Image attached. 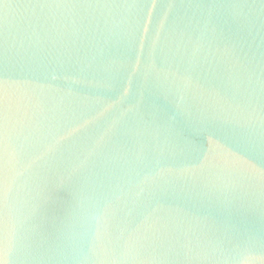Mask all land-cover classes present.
<instances>
[{
  "label": "water",
  "instance_id": "1",
  "mask_svg": "<svg viewBox=\"0 0 264 264\" xmlns=\"http://www.w3.org/2000/svg\"><path fill=\"white\" fill-rule=\"evenodd\" d=\"M0 264H264V0H0Z\"/></svg>",
  "mask_w": 264,
  "mask_h": 264
},
{
  "label": "snow or ice",
  "instance_id": "2",
  "mask_svg": "<svg viewBox=\"0 0 264 264\" xmlns=\"http://www.w3.org/2000/svg\"><path fill=\"white\" fill-rule=\"evenodd\" d=\"M3 99L0 98V120L3 119Z\"/></svg>",
  "mask_w": 264,
  "mask_h": 264
}]
</instances>
